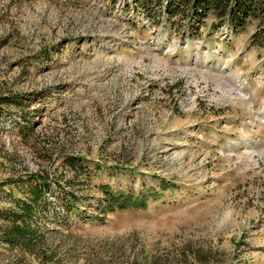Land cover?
Here are the masks:
<instances>
[{"label": "rangeland", "instance_id": "obj_1", "mask_svg": "<svg viewBox=\"0 0 264 264\" xmlns=\"http://www.w3.org/2000/svg\"><path fill=\"white\" fill-rule=\"evenodd\" d=\"M165 19L0 0V264H264L259 20Z\"/></svg>", "mask_w": 264, "mask_h": 264}, {"label": "trees", "instance_id": "obj_2", "mask_svg": "<svg viewBox=\"0 0 264 264\" xmlns=\"http://www.w3.org/2000/svg\"><path fill=\"white\" fill-rule=\"evenodd\" d=\"M127 5H129L127 3ZM141 8H143L141 10ZM135 10H140L144 15L157 25L166 24L177 18L174 28L181 30L184 22L189 21V34L197 36L199 26L212 14L215 17L214 25L217 27L228 26L234 33L245 32L252 21L259 20L258 30L253 36L254 44H264V0H135ZM47 179L43 180L48 185ZM105 207L115 208H141L148 205V198L129 197L118 195L111 190L109 185L102 186ZM28 212H33V205L25 206Z\"/></svg>", "mask_w": 264, "mask_h": 264}]
</instances>
